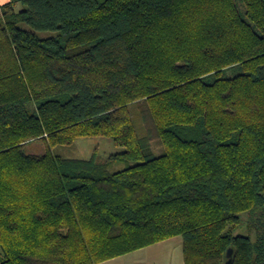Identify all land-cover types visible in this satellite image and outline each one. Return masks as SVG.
<instances>
[{
	"label": "trees",
	"instance_id": "1",
	"mask_svg": "<svg viewBox=\"0 0 264 264\" xmlns=\"http://www.w3.org/2000/svg\"><path fill=\"white\" fill-rule=\"evenodd\" d=\"M86 136L125 150H51ZM176 236L185 264H264V0L0 5V264Z\"/></svg>",
	"mask_w": 264,
	"mask_h": 264
},
{
	"label": "rangeland",
	"instance_id": "2",
	"mask_svg": "<svg viewBox=\"0 0 264 264\" xmlns=\"http://www.w3.org/2000/svg\"><path fill=\"white\" fill-rule=\"evenodd\" d=\"M139 124L140 133L143 135L145 133L144 126L141 121ZM51 150L53 153L64 157L85 159L97 153L98 160L105 162L111 154L123 152L125 147L116 145L113 139L108 136H86L79 137L72 143L53 146ZM26 151L28 153L42 154L47 149L44 143L33 142L27 145ZM124 167L125 164L123 162H116L110 169L118 170ZM178 259H181L184 264L183 238L181 236H176L168 239V241L136 250L105 264H175V261Z\"/></svg>",
	"mask_w": 264,
	"mask_h": 264
},
{
	"label": "crops",
	"instance_id": "3",
	"mask_svg": "<svg viewBox=\"0 0 264 264\" xmlns=\"http://www.w3.org/2000/svg\"><path fill=\"white\" fill-rule=\"evenodd\" d=\"M10 0H0V5H2V4H4V3H6V2H9ZM174 238V237H173ZM165 241H168V239L167 240H165ZM165 241H161V242H165ZM161 242H159V243H161ZM156 244H158V243H156ZM156 244H153V245H156ZM121 257V256H120ZM117 258V257H116ZM113 259H115V258H113ZM113 259H110V260H107V261H104V262H102V263H100V264H105V263H108L109 261H112ZM184 261V260H183ZM167 262V261H166ZM168 263V262H167ZM175 264H183L182 263V261H181V259H178V260H176L175 261ZM184 264H185V262H184Z\"/></svg>",
	"mask_w": 264,
	"mask_h": 264
},
{
	"label": "water",
	"instance_id": "4",
	"mask_svg": "<svg viewBox=\"0 0 264 264\" xmlns=\"http://www.w3.org/2000/svg\"><path fill=\"white\" fill-rule=\"evenodd\" d=\"M232 253V248L229 250V255H231ZM229 264H230V261H229Z\"/></svg>",
	"mask_w": 264,
	"mask_h": 264
}]
</instances>
